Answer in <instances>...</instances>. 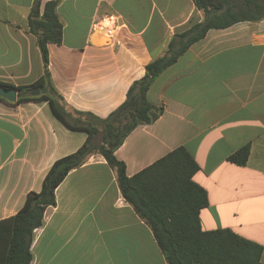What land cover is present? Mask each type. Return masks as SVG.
I'll use <instances>...</instances> for the list:
<instances>
[{"label":"crops","instance_id":"0c3cea01","mask_svg":"<svg viewBox=\"0 0 264 264\" xmlns=\"http://www.w3.org/2000/svg\"><path fill=\"white\" fill-rule=\"evenodd\" d=\"M33 1L0 0V82L15 87L43 71L28 30ZM48 1L41 0L40 15ZM56 12L62 40L47 45L52 84L73 116L101 119L125 101L175 35L202 21L192 0H59ZM147 100L161 114L115 151L126 175L183 147L198 165L192 180L207 194L201 230L228 229L261 245L264 264V18L208 30L154 81ZM85 140L46 101L0 100V221L14 216L29 192L40 191L51 165ZM243 147L246 164L229 162ZM30 255V264H167L100 155L55 189V205L32 232Z\"/></svg>","mask_w":264,"mask_h":264},{"label":"trees","instance_id":"16d2710c","mask_svg":"<svg viewBox=\"0 0 264 264\" xmlns=\"http://www.w3.org/2000/svg\"><path fill=\"white\" fill-rule=\"evenodd\" d=\"M192 1L202 13V21L175 35L166 53L149 62L144 75L130 85L125 101L103 119L77 112L73 116L66 110L48 69L47 45H60L62 40V25L56 12L59 0L46 2L41 15V0L33 1L28 30L35 37L42 59V75L27 86L0 82V88L16 91L14 104L46 101L57 120L72 131L84 132L86 140L74 153L56 160L44 176L40 191L29 192L21 209L0 221V264H30L32 232L42 225L45 210L55 205V189L70 171L93 155L102 156L115 172L122 197L150 228L167 264H261V245L228 229L201 230L199 212L208 205L207 194L192 180L198 165L186 149H174L132 177L126 175L124 163L115 157V151L131 131L153 123L161 114L159 107L148 102L147 92L191 44L210 29L264 18V0ZM0 100L8 103L2 97ZM248 155L249 148L243 147L228 161L243 166Z\"/></svg>","mask_w":264,"mask_h":264},{"label":"water","instance_id":"95a60500","mask_svg":"<svg viewBox=\"0 0 264 264\" xmlns=\"http://www.w3.org/2000/svg\"><path fill=\"white\" fill-rule=\"evenodd\" d=\"M92 42L94 44H99V41H95L94 35L92 36ZM0 97L4 98L8 102H14L16 100V91L7 88H0Z\"/></svg>","mask_w":264,"mask_h":264},{"label":"bare ground","instance_id":"6f19581e","mask_svg":"<svg viewBox=\"0 0 264 264\" xmlns=\"http://www.w3.org/2000/svg\"><path fill=\"white\" fill-rule=\"evenodd\" d=\"M96 41H99V40H96Z\"/></svg>","mask_w":264,"mask_h":264}]
</instances>
